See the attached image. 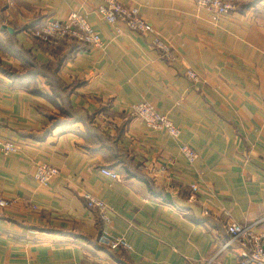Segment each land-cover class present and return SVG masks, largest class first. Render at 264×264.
<instances>
[{"label":"crops","instance_id":"0c3cea01","mask_svg":"<svg viewBox=\"0 0 264 264\" xmlns=\"http://www.w3.org/2000/svg\"><path fill=\"white\" fill-rule=\"evenodd\" d=\"M118 1L153 31L106 22L104 0H0V264H239L225 225L264 216V0H229L216 19L195 0ZM73 11L102 46L32 36ZM141 102L179 138L128 113ZM6 141L17 151L3 153ZM38 162L59 170L47 184ZM104 231L130 247L108 248Z\"/></svg>","mask_w":264,"mask_h":264},{"label":"built area","instance_id":"2783aa9c","mask_svg":"<svg viewBox=\"0 0 264 264\" xmlns=\"http://www.w3.org/2000/svg\"><path fill=\"white\" fill-rule=\"evenodd\" d=\"M195 1L199 7L208 9L215 19L234 9V4L229 0ZM96 13L106 22L110 24L121 22L132 31L141 33L153 31L152 25L141 17L136 6H127L118 0H104L103 4L97 6ZM32 36L45 43L74 38L90 47L102 46L101 37L93 30L86 17L74 11L62 19L45 21L32 30ZM152 44L161 51L165 58H173L169 44L158 34L154 36ZM186 75L194 81L199 79L198 74L192 69H187ZM128 113L140 118L149 128L166 130L175 139L180 136V130L151 104L145 102L131 104L128 107ZM1 149L5 154L17 151L16 145L9 141L2 143ZM179 149L189 162H193L196 159L197 154L189 145L181 143ZM101 172L111 178H118V174L110 169L101 168ZM58 173L57 167L46 162H38L35 166L34 178L41 184H47ZM191 188L193 191L196 190L195 185H192ZM83 196L88 208L95 209L103 220H108V207L101 199L90 192H85ZM6 203L5 200H0V206ZM263 220L264 216L247 223L231 222L225 225L226 232L232 239L238 240L241 246L239 264H264V229H257L258 223ZM100 239L110 249H115L118 246L130 247L122 238L113 237L106 231L101 233ZM206 264H210V262Z\"/></svg>","mask_w":264,"mask_h":264},{"label":"trees","instance_id":"16d2710c","mask_svg":"<svg viewBox=\"0 0 264 264\" xmlns=\"http://www.w3.org/2000/svg\"><path fill=\"white\" fill-rule=\"evenodd\" d=\"M148 188H149V190L152 192V193H154V194H161V191L160 190H158V189H155V187H152V186H148Z\"/></svg>","mask_w":264,"mask_h":264}]
</instances>
